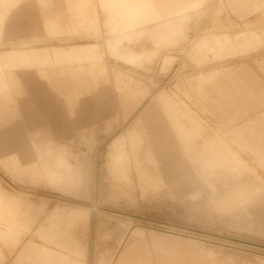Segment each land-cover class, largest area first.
I'll return each instance as SVG.
<instances>
[{"label": "rangeland", "instance_id": "1", "mask_svg": "<svg viewBox=\"0 0 264 264\" xmlns=\"http://www.w3.org/2000/svg\"><path fill=\"white\" fill-rule=\"evenodd\" d=\"M190 1L0 0V15L18 6L43 10L57 6L69 25L61 30L46 22L47 38L53 41L33 46L61 50L1 54L0 73L76 64L118 87L121 80L125 85L144 83L151 90L122 122L111 110L101 118L98 113L95 120L80 117L83 99L72 106L76 114L68 116L64 97L33 75L38 97L50 104L43 110L23 83L22 93L16 95L19 118L14 123L25 125H17L18 133L8 138L27 142L37 140L33 135L38 132L71 150L57 149L49 158L48 150L33 146L38 157L0 159V231L8 236V245L0 240L3 264H113L122 242L146 247L147 240L155 250H166L165 257L174 263L264 264V172L208 116L198 99L201 87L240 67L255 73L259 88H264L255 62L264 59V0H255L260 9L243 18V13L229 8L232 0ZM189 5L197 7H184L180 14V7ZM36 15L32 20L21 18L23 27H10L12 44L43 34ZM2 21L0 17V28ZM1 39L0 31V43ZM7 49L14 50L0 47L3 52ZM72 49L80 60L67 55ZM159 91L182 104L209 137L216 136V169L191 170L186 184L164 183L157 174L151 183L150 176L149 181L140 179L144 166L147 173L157 170L149 159L145 164L137 134L126 149L109 154L112 140L133 124ZM99 104L94 102L91 108L99 112ZM156 111L163 113L160 108ZM81 139L92 140L80 145ZM229 163L231 170L225 167ZM185 169L181 165L177 170ZM48 170L56 171L49 175ZM178 186L183 198L176 194ZM63 187L71 190L59 189ZM134 229L138 239H128ZM26 247L30 252L22 262H14ZM149 251L152 258L161 255Z\"/></svg>", "mask_w": 264, "mask_h": 264}, {"label": "crops", "instance_id": "2", "mask_svg": "<svg viewBox=\"0 0 264 264\" xmlns=\"http://www.w3.org/2000/svg\"><path fill=\"white\" fill-rule=\"evenodd\" d=\"M250 7L251 9H249ZM229 8L235 14L239 12L243 13V16H240V18H243L247 14L260 9V5L256 4L255 0H232ZM63 9L65 11L66 8L63 7ZM61 10L57 6L43 10L35 5L18 6L11 12L6 10L5 13L0 15V17H3L0 28L2 34L0 47L7 46L14 50L10 51L7 49L4 52L0 51V55L12 51L61 50L62 47L56 46L49 48L33 47L37 43L53 41L48 39L46 34V25L49 21L57 24L61 30L68 28L69 25L65 24V17L61 14ZM34 13L37 14V20L41 21L43 34L28 38L24 37L19 44H12L11 42L15 38L12 37V33L9 34L10 27H23L20 19L29 17L32 20L33 18L31 16L35 15ZM41 36L43 39H40ZM27 39H31V41H26ZM17 45L18 48L14 47ZM255 62L257 64V70L264 76V59ZM33 75L40 80H44L46 86L48 84L64 97L67 104H69L68 116L70 117L76 114L72 106L83 99V105L78 112L80 117L89 115L95 120L98 117V113L101 118L111 110L115 113V120L118 119L124 122L139 108L151 92L147 85L139 82L125 85L119 80L118 83L122 86L118 87L115 82L102 80L93 76L86 68L76 64L71 66L53 65L44 69L38 68L37 66L15 70L3 69L0 73V151L1 153H7L6 155H0L1 160L18 161L38 157L33 154V146H37L40 151L48 150V157L54 158L57 149H68L70 147L68 145L58 144L51 139L41 138L38 132L33 135L37 137V140L30 138L26 142L23 138H8L16 132L18 133V130L16 131L17 125L20 127L25 125V122L19 124L14 123L19 118V107H17L18 100L16 95L21 92L23 83L27 84L30 92H33V98L42 104L43 110L44 105L47 107L50 105L47 103V99H40L38 97V91L35 90L38 87L33 80ZM108 82H110V85H105ZM198 99L208 116L215 119L216 123L224 129V133H227L229 138L238 145L240 151L248 155L264 172V88H259L257 75L245 67H240L238 72H223L214 81L199 89ZM94 102L100 103L98 106L100 109L99 112L91 108ZM157 108L162 110L163 113L161 115L157 114ZM186 111L182 104L171 101V99L165 96L163 91H159L155 94L151 104L143 108L136 115L133 124L122 132L121 137L114 138L109 144V147L111 145L113 146L117 141L119 143L116 142L114 147L117 148L118 144L120 147L115 149L118 152L123 151L122 147L126 149V144L133 139L134 134H137L140 136L139 141L142 145L141 150L143 151L145 164L149 159L150 162L155 164L157 170V172L150 171L147 173L148 167L144 166V171L142 170L139 173L140 179L145 182L149 181L148 178L151 177V183V180L154 178L152 175L157 174L164 183L177 182L180 185L186 184L191 170H200V168L203 170L216 169L215 153L217 151L214 143L216 136L209 137L205 133L204 126H201L199 122L193 120ZM54 117L56 116L54 115ZM12 130L13 132L11 133ZM27 133L29 132L26 130L25 134ZM90 140L92 139H81L80 145ZM112 148H109V154L115 155L116 150L112 152ZM181 165H183L184 169L187 167L189 170L187 168V170H177ZM170 167L172 170L169 169ZM225 167L227 170H231L230 163L228 166L225 165ZM55 171L48 170V173L50 175L51 173H55ZM11 173H13L12 170ZM59 189L68 191L71 190V187ZM0 191H2L1 187ZM175 191L176 194H181L182 189L178 186L175 188ZM181 195L183 198V194ZM130 238L136 237L129 235L128 239ZM7 239V233L0 231V240L5 241L7 244ZM16 240L20 242L18 235L16 236ZM16 246H18V243L11 247ZM150 248L161 255L152 258L149 255ZM27 252H30L28 247L25 248L24 253L20 249L14 262H22L23 255ZM166 255H168L166 250H155L148 240L146 247L127 246L126 242H122L113 264H183L182 262L178 263L176 261L174 263L170 258L165 257ZM3 263L4 255L0 250V264Z\"/></svg>", "mask_w": 264, "mask_h": 264}, {"label": "bare ground", "instance_id": "3", "mask_svg": "<svg viewBox=\"0 0 264 264\" xmlns=\"http://www.w3.org/2000/svg\"><path fill=\"white\" fill-rule=\"evenodd\" d=\"M192 1V0H191ZM190 1V2H191ZM196 1H198V0H196ZM148 2V1H147ZM200 2V0L198 1V3ZM191 3H193V2H191ZM121 42V41H120ZM118 45V44H117ZM120 45V44H119ZM79 53H76L75 51H73V49H72V52H69L67 55L69 56V57H71V58H73V59H78V60H80V57H79V55H78ZM50 55V54H49ZM22 57H24V56H22ZM55 57V56H54ZM168 101V100H167ZM124 136V135H123ZM119 137H121V136H119ZM134 137V136H133ZM117 139H119V138H117ZM120 140V139H119ZM122 140V139H121ZM113 141V140H112ZM117 142V141H116ZM116 142H115V144H116ZM125 142V141H124ZM117 143H119V142H117ZM115 144H113V146L111 145L110 147L112 148V147H114L115 146ZM121 145H122V143H121ZM109 147V146H108ZM109 147V148H110ZM118 147H120V145L118 144L117 145V148ZM116 147H114V148H112V152H114L113 150H116L115 149ZM120 149V148H119ZM122 149H125V148H123L122 147ZM108 151V150H107ZM117 151V150H116ZM116 153L117 152H115V155H116ZM121 154H123V152H121ZM121 154L119 155V156H121ZM117 157V156H116ZM125 158V157H124ZM125 163V162H124ZM116 166V165H115ZM207 167V166H206ZM138 229H134L132 232H131V234H130V236L131 237H134V235L136 234V231H137ZM123 246V245H122Z\"/></svg>", "mask_w": 264, "mask_h": 264}, {"label": "clouds", "instance_id": "4", "mask_svg": "<svg viewBox=\"0 0 264 264\" xmlns=\"http://www.w3.org/2000/svg\"><path fill=\"white\" fill-rule=\"evenodd\" d=\"M184 7H191V8H195V7H197V5L181 6V7H180V14H183Z\"/></svg>", "mask_w": 264, "mask_h": 264}]
</instances>
